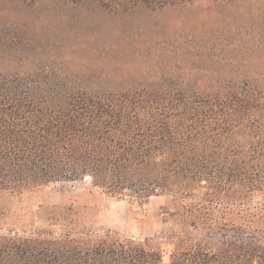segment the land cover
I'll use <instances>...</instances> for the list:
<instances>
[{"label":"trees","instance_id":"trees-1","mask_svg":"<svg viewBox=\"0 0 264 264\" xmlns=\"http://www.w3.org/2000/svg\"><path fill=\"white\" fill-rule=\"evenodd\" d=\"M71 1L128 11L194 0ZM88 177L106 195L141 205L171 195L173 215L184 198L205 190L222 215L211 229L220 245L175 243L169 264H264V205H252L264 197V84L247 81L209 96L99 93L45 71L0 73V191L20 194ZM191 228L199 229L196 219ZM0 264L166 263L146 244L93 230L2 237Z\"/></svg>","mask_w":264,"mask_h":264},{"label":"rangeland","instance_id":"rangeland-1","mask_svg":"<svg viewBox=\"0 0 264 264\" xmlns=\"http://www.w3.org/2000/svg\"><path fill=\"white\" fill-rule=\"evenodd\" d=\"M44 71L99 93L181 90L209 96L247 81L262 85L264 0H194L128 11L97 1L0 0V73ZM204 191L184 198L177 215L171 195L141 205L106 195L90 177L20 194L0 191V238L110 230L114 239L160 252L169 264L175 243L208 250L220 245L211 229L222 215ZM252 205H264V197ZM194 219L198 230L191 228Z\"/></svg>","mask_w":264,"mask_h":264},{"label":"crops","instance_id":"crops-1","mask_svg":"<svg viewBox=\"0 0 264 264\" xmlns=\"http://www.w3.org/2000/svg\"><path fill=\"white\" fill-rule=\"evenodd\" d=\"M116 229H120L119 226H117ZM120 230H121V229H120Z\"/></svg>","mask_w":264,"mask_h":264}]
</instances>
